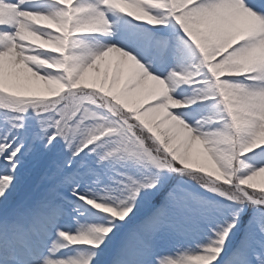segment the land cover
I'll return each mask as SVG.
<instances>
[{"label":"snow or ice","instance_id":"obj_1","mask_svg":"<svg viewBox=\"0 0 264 264\" xmlns=\"http://www.w3.org/2000/svg\"><path fill=\"white\" fill-rule=\"evenodd\" d=\"M0 264H264V0H0Z\"/></svg>","mask_w":264,"mask_h":264}]
</instances>
